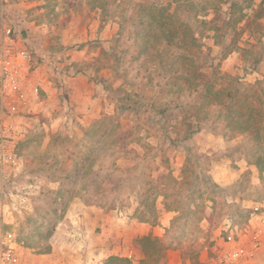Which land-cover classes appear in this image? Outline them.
<instances>
[{"label": "rangeland", "instance_id": "1", "mask_svg": "<svg viewBox=\"0 0 264 264\" xmlns=\"http://www.w3.org/2000/svg\"><path fill=\"white\" fill-rule=\"evenodd\" d=\"M154 1L0 4V21L32 59L26 83L38 87L15 117L17 165L0 172V224L21 264H202L226 246L224 225L244 229L264 203L258 145L230 122L225 104L205 105L193 79L189 90L181 86L186 54L139 35L131 8ZM157 1L192 32L202 28L200 81L212 80L224 99L228 89H264V62L254 61L264 58L261 0L250 18L248 9L235 13L227 26L228 15L214 9L211 25L196 21L190 4L214 0H180L178 11L172 0ZM249 45L256 52L245 63ZM25 184L35 186L28 203L16 197Z\"/></svg>", "mask_w": 264, "mask_h": 264}, {"label": "trees", "instance_id": "2", "mask_svg": "<svg viewBox=\"0 0 264 264\" xmlns=\"http://www.w3.org/2000/svg\"><path fill=\"white\" fill-rule=\"evenodd\" d=\"M179 1L180 0H172V4L178 3L177 11L179 10ZM253 1L254 0H241L242 4L239 2H234L233 0H214L213 3H210V1H205V4L199 9L195 8V4L190 5L194 10L200 11V13L199 11L195 13L196 16H194L199 24L211 25V20L205 21V18L210 12L209 10L214 9L216 10L217 14H221L223 16L228 15V18L225 19V26H227L229 24V20L232 19V15L235 13L242 17V15L244 16V14H246L244 11L248 9L251 13L248 14L247 18H250L253 14L252 12H254L252 10H255L256 8V6L253 5ZM157 2L158 1L156 0L151 4L137 3L134 8H131L133 11L131 18L138 22V25L141 27L138 29V31H141L139 35L146 39V44L153 43V40L156 38L158 42H162V44H164L165 48L171 49L173 46L174 49L181 50L182 54H186V58L184 59L182 58V55L180 56V65L186 66V68H184V71L186 72L185 79L184 81L182 79L181 86L189 90L190 86L192 85L191 79H193V92H196V89L198 90L201 88V99L203 102H206L205 105L209 106L210 102L214 105L225 104L227 117L231 119L230 122L236 126L239 132L248 135L251 140L258 145V155L255 164L258 168L264 169V89L261 85H259V83H257V85H246L244 90L241 92L235 89H228L225 91V99H227L225 102V99L223 98L224 94H222V92L218 89L215 90V83H212V80L200 81V79L204 77L203 71H205V64H203L201 61L203 55V46L196 37V31H198L200 34L202 28L199 27L195 32H192L188 26L184 25L182 21H179V17L176 16V10L174 12H170L168 8L163 7ZM186 3L185 1H182L181 4ZM259 6L263 8L261 16L264 17V0H261ZM254 17L257 18L255 15ZM143 19H146V21H143ZM212 27L213 30L210 26L209 30L206 31L211 30L213 32H211V38H214L213 36H215V32H219V30L214 25H212ZM170 28L173 29L171 30ZM150 31L156 32V35L153 32L150 34ZM261 32H263V34L260 35L259 38L261 39H259L257 42L262 44L261 49L262 52H264V44L262 43L264 39V29L262 26L260 33ZM147 48L148 47H146V51H148ZM249 48H251V50L243 49L242 55H244L245 60L246 57L249 58V53L256 52L254 45H249ZM161 54L162 53L159 52L158 55ZM262 56L264 55L262 54ZM247 60L245 63H247ZM254 61L255 63L259 61L264 62V58H261L260 60L255 59ZM158 65L160 68H162L163 61L159 62ZM187 74L188 77L186 76ZM174 75L175 74H173V76ZM122 78L124 79L123 75ZM174 78H179V76ZM196 81H199V84L196 83ZM101 82L107 86L106 81ZM123 92L122 94L125 96V99H128L129 93L127 91ZM160 93L161 92H158L157 95ZM134 96L135 94H133V97ZM125 110L130 111L131 107H125ZM153 112L155 113L154 110ZM157 113L161 114L162 112ZM21 141L22 140H20L19 143ZM145 240L151 241L155 240V238L148 236ZM163 256L165 257V255ZM113 264H115V261Z\"/></svg>", "mask_w": 264, "mask_h": 264}, {"label": "built area", "instance_id": "3", "mask_svg": "<svg viewBox=\"0 0 264 264\" xmlns=\"http://www.w3.org/2000/svg\"><path fill=\"white\" fill-rule=\"evenodd\" d=\"M16 1L0 0V4L3 6ZM31 61L30 53L18 48L12 29L0 21V172L17 165L16 145L23 137L15 117L29 110L32 101L38 98L37 85L28 86L25 80ZM34 188L32 184L18 186L16 197L21 195L20 202L28 203L23 196ZM224 226L226 246L218 256L214 249L211 250L213 256H207L202 264H245L252 260L264 243V203L252 207L244 229L231 223ZM0 264H21L16 254L14 235L4 231L1 224Z\"/></svg>", "mask_w": 264, "mask_h": 264}, {"label": "crops", "instance_id": "4", "mask_svg": "<svg viewBox=\"0 0 264 264\" xmlns=\"http://www.w3.org/2000/svg\"><path fill=\"white\" fill-rule=\"evenodd\" d=\"M0 11H1V9H0ZM37 78H38V76H37ZM29 79L33 80L31 77ZM27 85L31 86V84H29V83ZM89 235H91V236H90V238L87 237L88 240L92 243H95L96 237H93V234H89ZM93 253H95V251ZM96 257L97 256H95V254H93V258H96ZM87 264H89V263H87ZM94 264H101V263L94 262ZM245 264H264V243H263L261 249L259 250V252L256 254V256L252 260L247 261Z\"/></svg>", "mask_w": 264, "mask_h": 264}]
</instances>
